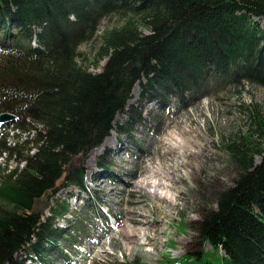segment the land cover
Returning a JSON list of instances; mask_svg holds the SVG:
<instances>
[{
	"label": "trees",
	"instance_id": "obj_1",
	"mask_svg": "<svg viewBox=\"0 0 264 264\" xmlns=\"http://www.w3.org/2000/svg\"><path fill=\"white\" fill-rule=\"evenodd\" d=\"M72 1L0 0V17L28 25L29 39L44 47L0 46V114L14 115L7 124L17 133L34 130L36 122L42 129L34 138L41 144L29 156L18 136L13 145L6 142L8 133L0 138V264H42L50 250L44 242L60 243L49 234L62 236L50 226L67 211L56 194L62 187L88 191L82 167L66 176L62 167L100 144L141 79L151 76L143 85L148 92L151 84L161 93L160 83H166L162 96L171 87L182 92L208 79L211 85L234 81L235 73L264 86V33L248 16L264 21V0ZM109 14L116 22L98 35L96 62L108 60L91 73L78 64L76 45L90 41ZM209 63L214 66L208 70ZM250 113L257 140L264 142V117L257 107ZM249 137L224 144L245 174L216 193L214 208L200 218L199 240L216 252L223 248L221 264H264V158L253 165L252 156L261 152L246 144ZM12 156L14 167L8 165ZM48 200L50 216L43 222L37 207ZM199 255L189 258L202 260L204 253Z\"/></svg>",
	"mask_w": 264,
	"mask_h": 264
},
{
	"label": "rangeland",
	"instance_id": "obj_2",
	"mask_svg": "<svg viewBox=\"0 0 264 264\" xmlns=\"http://www.w3.org/2000/svg\"><path fill=\"white\" fill-rule=\"evenodd\" d=\"M248 16L264 33V21L251 14ZM115 18L110 14L103 16L96 24L91 40L76 45V60L88 72L99 73L106 65L108 58L96 62L98 35L105 27L115 24ZM70 19L72 21L74 17ZM15 21L7 22L5 16L0 17V40L8 41V46H11L12 39L19 38L24 49H31L33 44L29 43V26L20 28ZM139 31L148 34L146 29ZM202 63L206 64L203 60ZM211 65L213 63H209L206 68L212 69ZM233 75L231 79L234 81L211 85L212 81L208 79L182 92L171 87L163 96L161 93L166 83H160L159 93L156 91L157 86L154 88L151 84L150 92L143 88L144 84L140 82L145 78L137 82L123 99L122 110L119 109L113 118L112 123L115 125L111 126L100 144L85 156L74 158L70 165H61L65 169V176L73 168L82 167L88 191L75 187L59 189L56 199L60 205L67 207V211L54 219L50 228L56 233L62 232V236L49 233L60 243L54 246L44 242L50 250L43 257L42 264H221L227 254L221 247L216 252L208 244L201 243L198 228L202 215L205 218V212L214 208L216 193L235 186L234 181L245 174L234 159L231 160L224 144L230 137L249 134L246 144L261 152L252 156L253 165H260L264 158V142L257 140L249 117L254 107L264 117V86L247 84L238 73ZM136 93L139 95L135 96ZM33 128L25 133L11 131L6 142L13 145L18 136V143L26 142L23 156L34 154L41 144L35 143L34 138L42 129L38 122L33 123ZM165 133L167 141L161 147ZM112 137L116 138V143L113 141L104 145V141ZM183 142L188 148L180 145ZM177 145L180 146L179 150L165 152L166 146ZM185 151H198L199 154L191 157ZM13 156L8 162L11 167L15 166ZM154 160L165 169L185 161L178 175L171 176L181 191L173 202L174 206L168 207L165 202L154 197L151 194L153 188L142 190L129 185L130 181L146 175L144 167ZM4 163V160H0L1 165ZM51 203L48 200L47 204L37 207L44 216L43 222L50 216ZM104 208L111 217H118L116 224L113 218H107L105 222ZM255 213L258 214V211L255 210ZM127 215L135 219L145 218L151 228L157 224L160 226L162 230L156 234L149 231L151 237L156 236V246L145 245L132 250L126 244L120 234V224ZM201 252L204 253L202 260L189 258L195 254L201 256Z\"/></svg>",
	"mask_w": 264,
	"mask_h": 264
},
{
	"label": "bare ground",
	"instance_id": "obj_3",
	"mask_svg": "<svg viewBox=\"0 0 264 264\" xmlns=\"http://www.w3.org/2000/svg\"><path fill=\"white\" fill-rule=\"evenodd\" d=\"M14 118H15L14 115H11V117L8 119V121L5 124L10 122ZM7 126H12V125H8V124L5 125V127H7ZM182 131H183V129H182ZM164 135L165 136L162 137V139H161V147L164 144H166V141H167L165 139L166 133ZM113 141H115V143H116V138H113V137L107 138L104 141L105 142L104 145H107L108 143L110 144ZM180 145H182L183 148H188L185 145V142L181 143ZM165 148H167V149H165ZM165 148H164L165 152L171 153L172 151L174 152V150H176V149L179 150L180 146L179 145H177V146H166ZM185 152H183V153H185ZM186 154H187V156L191 155V157H194V156H197L199 154V152L198 151H193L191 153L186 152ZM186 154H185V156H186ZM181 161H183V160H181ZM157 163H155V160H154L147 167H144L145 168L144 172L146 175H142L141 176L142 178L137 179L135 181H130L129 185L133 188H136V189L141 188L142 190H146L147 188H153L154 191L151 192V194L154 197H158L160 199V201L165 202L168 207L174 206L173 202L175 199H177L180 196L181 191H180L179 186L177 185L178 183H176L171 178V176L176 177L178 175L177 173H179V168H181V167L184 168L185 161H183L180 165L174 164V166H170L169 169H165L164 166H160V164L159 163L157 164ZM150 180H151V182H150ZM182 180H183V177H182L181 181ZM158 190H161V192L157 193ZM159 209L161 210L162 208L159 207ZM154 210H153V212H154ZM159 212H161V211H159ZM138 216L141 217L140 215H138ZM120 225H121L120 234L123 237V240L126 242V244H128L130 246V248L132 250L141 248L142 246H145V245L156 246V236L151 237L149 235V231H152L154 234H156L160 230H162L158 224L151 228L147 224V222L145 221V218H143V217H142V219H135L129 215H127L125 217V220ZM139 226H140V228H138Z\"/></svg>",
	"mask_w": 264,
	"mask_h": 264
},
{
	"label": "water",
	"instance_id": "obj_4",
	"mask_svg": "<svg viewBox=\"0 0 264 264\" xmlns=\"http://www.w3.org/2000/svg\"><path fill=\"white\" fill-rule=\"evenodd\" d=\"M6 117V115L4 116V118Z\"/></svg>",
	"mask_w": 264,
	"mask_h": 264
}]
</instances>
